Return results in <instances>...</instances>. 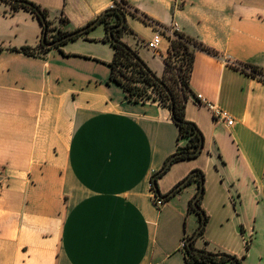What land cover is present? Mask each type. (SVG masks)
Segmentation results:
<instances>
[{
	"label": "crops",
	"instance_id": "1",
	"mask_svg": "<svg viewBox=\"0 0 264 264\" xmlns=\"http://www.w3.org/2000/svg\"><path fill=\"white\" fill-rule=\"evenodd\" d=\"M31 1L58 26L64 16L68 31L113 3ZM125 1L119 37L157 76L168 36L148 48L155 25L134 9L218 53L194 50L185 117L203 149L169 166L160 193L200 169L207 222L194 245L264 264V79L240 66L264 70V0ZM41 30L31 11L0 1V264H186L180 243L201 220L188 209L199 182L161 205L151 197V175L177 146L170 108L128 99L109 79L114 48L103 23L35 55L11 49L36 46ZM198 94L234 123L215 120Z\"/></svg>",
	"mask_w": 264,
	"mask_h": 264
},
{
	"label": "trees",
	"instance_id": "2",
	"mask_svg": "<svg viewBox=\"0 0 264 264\" xmlns=\"http://www.w3.org/2000/svg\"><path fill=\"white\" fill-rule=\"evenodd\" d=\"M0 1L9 3L13 8L22 7L27 9L31 11L39 20L42 30L38 44L36 46L26 45L11 48L12 50L20 51L27 55H35L37 52H45L53 47L58 48L66 41L77 38L78 36L88 32L99 23H103L105 25V39L110 41L114 48V55L109 63L111 68L109 79L115 81L123 87L128 99L135 101L141 100L144 97L157 99L170 108L171 118L178 127L177 146L175 151L165 159L161 168L151 175L150 181L151 190H153L155 195L159 196L163 200H167L171 195L177 192L182 186L176 189L169 197H164L165 194H161L158 189L157 179L173 162L196 157L203 149V134L195 122L185 117V102L191 94L189 77L194 59V50L202 49L213 55H218L217 51L203 45L201 42L184 34L183 32H180L179 30H168L166 27L156 23L148 16L141 13L137 14V9H134L133 14L137 15L144 23L159 25L166 31H171L166 33L170 44L168 56L165 59V73L159 77L146 65L135 50L120 39L119 33L120 30L126 26L125 23L121 27L112 30V34L114 36L112 39L109 37V27L121 22L120 14H124L123 10L126 5L125 0H114L115 2L120 3L121 7L107 8L96 18L88 21L83 26L89 25L93 21H96L95 25L88 27L80 34L73 35L68 38H62L70 32L64 29L61 25L66 21L64 16L59 17L61 24L58 26L50 19L47 8L42 7L31 0ZM112 16L116 18V21L110 20ZM43 37L45 38V41H43ZM54 41H57L54 45H48V43ZM172 56H181V61L178 65L172 64ZM242 66V70L245 71L244 67H249L250 70L247 71L249 74L264 79V70L258 66L251 64H242ZM149 87L151 88L152 94L147 91ZM169 160H171L170 163H168ZM187 177L188 179L185 184H188L193 180H197L199 182L198 191L201 190L197 199V209L193 205V198L189 201L188 206L189 210H195L200 215L203 214V219L201 218L199 222V226L203 223V226L198 234L199 236L203 233L205 223L207 222L205 212L200 207V198L204 190V174L200 169H194L185 178ZM191 235H186V243L182 248L186 264H241L240 258L236 255H232L227 252H212L205 248H197L194 245L195 239H193L190 244H187V240L191 237Z\"/></svg>",
	"mask_w": 264,
	"mask_h": 264
},
{
	"label": "built area",
	"instance_id": "3",
	"mask_svg": "<svg viewBox=\"0 0 264 264\" xmlns=\"http://www.w3.org/2000/svg\"><path fill=\"white\" fill-rule=\"evenodd\" d=\"M155 29H156V31H155L154 36L150 40H148L146 42L147 47L150 48V49H153V50L157 49L158 44L160 42L161 35L164 34V33H167V32H171V31H166L163 27H161L159 25H155ZM173 29L177 30L176 28H173ZM171 59H172V62H176L177 59H178V56H172ZM240 66L243 67L242 65H240ZM244 69H245V71H249L250 70L249 67H244ZM147 91H148V93H151V88L149 87ZM196 97L198 98L199 101H201L202 103L207 105L208 109L212 113V117L215 120L221 121V122L225 123L226 125H232L234 123V118L225 109L219 107L218 105H216L214 103H209L200 94L196 95ZM143 99H148V98L144 97V98H142V100ZM1 178H2V171L0 169V184L2 182ZM151 197L153 199V202L156 205L163 204L164 200L162 198H160L159 196L155 195L153 190H152V193H151ZM186 237L187 236L184 235L182 237V239H181V243H180L181 249L184 247V245L186 243Z\"/></svg>",
	"mask_w": 264,
	"mask_h": 264
},
{
	"label": "water",
	"instance_id": "4",
	"mask_svg": "<svg viewBox=\"0 0 264 264\" xmlns=\"http://www.w3.org/2000/svg\"><path fill=\"white\" fill-rule=\"evenodd\" d=\"M120 15H121V22H120L119 24H116V25H112V26H110L109 29H108L109 37H110L111 39L114 37L113 34H112V30L121 27V26L124 24V22H125V16H124V14L121 13ZM95 24H96V21H93V22H92L91 24H89V25H86V26H83V27L77 28V29H75V30H73V31H70L69 33H67L66 35H64L62 38H68V37H72L73 35L80 34V33H82L83 31H85L88 27L93 26V25H95ZM43 41H45V38H44V37H43ZM56 42H57V41H54V42L48 43V45H54ZM190 97H193V98H194V96H193L192 94H190ZM200 146H201V145H200ZM170 162H171V160L168 161V163H170ZM187 179H188V177L185 178V179H183V180L180 181L179 183H177V184L174 186L173 189H171L168 193H166V194L164 195V197H169V196H170V195H171L176 189H178V188H180L181 186H183V185L186 183ZM200 193H201V190L198 191V193L193 197V205H194V207H195L196 209H197V207H198V205H197V199H198ZM201 218L203 219V214L201 215ZM202 226H203V223H202V225H200V226L196 229V231H195V232L191 235V237L187 240V244H190L191 241H192L193 239H195V238L198 236L199 231H200V229H201Z\"/></svg>",
	"mask_w": 264,
	"mask_h": 264
},
{
	"label": "rangeland",
	"instance_id": "5",
	"mask_svg": "<svg viewBox=\"0 0 264 264\" xmlns=\"http://www.w3.org/2000/svg\"><path fill=\"white\" fill-rule=\"evenodd\" d=\"M110 7H121V5H120V3L115 2V1L113 0V3H112V5H111ZM110 7H109V8H110ZM109 18H110V17H109ZM110 20L116 21V18L112 16ZM180 61H181V56H178L177 61H176V62H172V64H173V65H178V64L180 63ZM151 94H152V93H151Z\"/></svg>",
	"mask_w": 264,
	"mask_h": 264
}]
</instances>
